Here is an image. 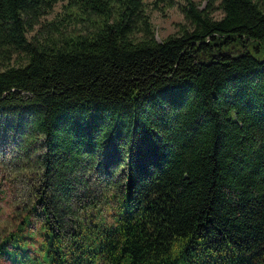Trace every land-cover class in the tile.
Instances as JSON below:
<instances>
[{"label":"trees","instance_id":"1","mask_svg":"<svg viewBox=\"0 0 264 264\" xmlns=\"http://www.w3.org/2000/svg\"><path fill=\"white\" fill-rule=\"evenodd\" d=\"M180 10L0 0V264H264V5Z\"/></svg>","mask_w":264,"mask_h":264},{"label":"rangeland","instance_id":"2","mask_svg":"<svg viewBox=\"0 0 264 264\" xmlns=\"http://www.w3.org/2000/svg\"><path fill=\"white\" fill-rule=\"evenodd\" d=\"M187 0H144L146 12L150 17L151 24L153 25L154 35L156 40L161 41L171 34L178 33L181 25H187L185 21L184 14L180 10V7L186 4ZM196 3V5L201 9L206 6L208 0H191ZM264 5V0H261ZM63 3L59 2L55 5L52 12L45 16L46 20H50L55 17L56 14L64 13ZM217 4H215L216 6ZM212 16L219 18L221 16V11L219 8H216L212 11ZM80 25V24H79ZM74 26L71 24L70 28ZM79 27V26H78ZM84 28V27H82ZM32 33H29L30 36ZM1 152V148H0ZM17 167V166H16ZM4 174L3 170H0V179ZM21 176L18 177L17 181L20 186L27 180L25 174L22 173V170L19 173ZM1 182V180H0ZM1 206H4L3 202H0ZM4 208V207H3ZM5 211H8L7 208H0V215L4 214Z\"/></svg>","mask_w":264,"mask_h":264}]
</instances>
